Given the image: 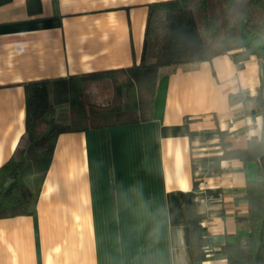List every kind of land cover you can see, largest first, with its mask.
<instances>
[{
	"label": "crops",
	"instance_id": "1",
	"mask_svg": "<svg viewBox=\"0 0 264 264\" xmlns=\"http://www.w3.org/2000/svg\"><path fill=\"white\" fill-rule=\"evenodd\" d=\"M160 1L0 5V168L28 144L26 84L139 63ZM220 131L233 149L264 141V62L162 68L152 119L59 135L46 175L28 181L34 212L0 218V264H196L188 205L206 216L202 264H228L225 244L253 233L245 195L264 154L217 161Z\"/></svg>",
	"mask_w": 264,
	"mask_h": 264
},
{
	"label": "trees",
	"instance_id": "2",
	"mask_svg": "<svg viewBox=\"0 0 264 264\" xmlns=\"http://www.w3.org/2000/svg\"><path fill=\"white\" fill-rule=\"evenodd\" d=\"M10 0H0V5ZM32 0H29V2ZM231 54L238 65L251 56L264 62V0H165L151 3L139 63L26 84V134L22 157L0 168V218L32 214L36 194L27 181L48 172L61 133L133 124L153 118L159 74L169 66L197 64ZM95 85V92L89 89ZM68 106V122L57 108ZM220 131L222 159L257 160L264 141L252 137L233 149ZM246 198L253 233L225 244L228 264H264V180L249 181ZM190 248L196 264L207 249L201 227L205 214L187 206ZM254 230L257 236H254Z\"/></svg>",
	"mask_w": 264,
	"mask_h": 264
},
{
	"label": "rangeland",
	"instance_id": "3",
	"mask_svg": "<svg viewBox=\"0 0 264 264\" xmlns=\"http://www.w3.org/2000/svg\"><path fill=\"white\" fill-rule=\"evenodd\" d=\"M92 93H94L95 92V85H92L91 86V88L89 89ZM62 107H64V106H62ZM61 108V107H60ZM66 109V110H65ZM58 117H57V120L59 121V122H68L69 121V117H68V115H67V108L66 107H64L63 109H59V112H58V115H57ZM32 180V178H30V177H28L27 178V181H29L30 183L32 182L31 181Z\"/></svg>",
	"mask_w": 264,
	"mask_h": 264
}]
</instances>
